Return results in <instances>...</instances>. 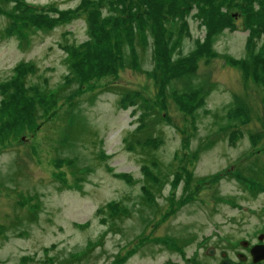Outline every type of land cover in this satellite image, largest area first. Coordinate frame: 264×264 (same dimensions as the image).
Masks as SVG:
<instances>
[{
  "label": "rangeland",
  "instance_id": "rangeland-1",
  "mask_svg": "<svg viewBox=\"0 0 264 264\" xmlns=\"http://www.w3.org/2000/svg\"><path fill=\"white\" fill-rule=\"evenodd\" d=\"M135 1L0 0V264H152L153 228L135 208L147 202L145 163L162 173L175 152L167 178L187 166L201 184L160 234L226 221L231 197L264 204V0H163L147 16L155 33L124 16ZM103 45L123 53L122 70L94 63ZM156 76L168 78L165 92ZM139 131L159 135L146 160L129 139ZM159 189L166 205L171 184ZM249 190L255 198H243Z\"/></svg>",
  "mask_w": 264,
  "mask_h": 264
},
{
  "label": "flooded vegetation",
  "instance_id": "flooded-vegetation-1",
  "mask_svg": "<svg viewBox=\"0 0 264 264\" xmlns=\"http://www.w3.org/2000/svg\"><path fill=\"white\" fill-rule=\"evenodd\" d=\"M234 178L241 183L237 176ZM250 192V197L243 198H255L256 192ZM231 204L232 210L226 221L210 222L203 228L196 227L198 230L186 229L179 236L169 235V232L160 234L161 231L154 228L159 223L165 224L173 213L168 205L152 207L154 211L150 213L153 216L149 211L145 217L137 215L144 228L150 224L148 231L153 228L147 235L149 242H153L150 246L152 264H264V204L244 206L233 197ZM124 251L121 248V254ZM158 259L161 261L154 263Z\"/></svg>",
  "mask_w": 264,
  "mask_h": 264
},
{
  "label": "trees",
  "instance_id": "trees-1",
  "mask_svg": "<svg viewBox=\"0 0 264 264\" xmlns=\"http://www.w3.org/2000/svg\"><path fill=\"white\" fill-rule=\"evenodd\" d=\"M191 1L192 0H190V2ZM162 2H163V0H153V2H152L151 5H149V4H146L145 5L142 2V0H137V1L134 2V4L129 3V6H133L134 7L133 8V12L130 13L129 10L128 11H125L124 12V16L136 18L137 24H139V21L141 20V18H143V17L146 18L147 19V27L146 28H149V30L151 32L155 33V26L153 25V22H152L153 20L152 19L150 20V18H148L147 16H148V14L150 12L155 11L157 9V7L162 4ZM178 2H184V0H178L177 2H175L176 5H178ZM139 3H142L143 4V7H144L143 10H144V12L137 14V11L138 10H139V12H142L141 6H140ZM180 8L181 7L174 6V5H169L168 6L169 11L171 13H173V14H174L175 11H180ZM203 10H204V13H208L209 12V8H207V9L203 8ZM136 14L138 16H135ZM254 14L255 13H251V15H254ZM101 18L104 19L103 21L108 20V17H101ZM89 19H90L91 22H93V20H94L93 17H91ZM210 24H211V27L214 26V23L212 21H210ZM128 28H126V34H131V30H133L132 24H129L128 25ZM114 36H115V41H117L116 34H114ZM83 43H85V42H83ZM168 49H169V45H167V47H165V50L167 52V57L171 59V57H170V55L168 53ZM96 52L97 53H100L101 52V49L98 48L96 50ZM84 53L86 54V51H84ZM112 55L114 56V59H112L110 61L109 65H107V59L108 58H111ZM159 56H161V55H159ZM87 58H88V56H87ZM122 60H123V53H121V52L113 53L112 51H110L109 49H107L106 47H104V45H103V51L100 53V57H95L94 58V63H98L99 62L100 65L102 66V70L103 71L119 72L123 68ZM158 62H159V60L156 57H154V63H155V65ZM167 62L168 61L165 60V62L163 63V68L166 69L167 72H168V75H170V71L167 68V64H168ZM186 62H187V59L186 58H183V59L180 60V62H179L178 65L179 66H184L185 65L184 63H186ZM171 63H172V59H171ZM117 64H119V65H117ZM193 67L194 66H192V68ZM173 74H175V73H173ZM175 75H178V77H181L182 79L185 77V74H184L183 71L178 72ZM175 75H173V76H175ZM156 78L158 79V82H157L158 83V90L161 91V92H165L166 80L168 78L161 77V79H159L157 76H156ZM204 83H205V85L208 84L207 82H204ZM154 87H155V85H154ZM204 92H205V90L202 88V93H204ZM189 98H190V100H192L194 98V95H189V97L187 99H189ZM183 99H184V101H182L183 102V107H182L183 110H185L186 108L191 109L189 106H187V102H186L187 99H185V98H183ZM198 104H199V102H198ZM196 105H197V103L196 104H193L191 107L194 108ZM158 111H160V110H157V109L154 110V112H158ZM245 116H247V115L245 114ZM226 118L228 119V115L227 114H226ZM152 132L149 133L147 135V137H145V135H143V133H141V131H139L138 134L135 135V133H134L132 135V137L129 138L132 141H134V140H137L138 141L139 144L137 146H139V148H137V150L139 152H141L142 154H144V157H143L144 160L147 159V156L149 155V150H150V147H146L147 144L149 142H152V139L154 137H158L159 136L156 133L155 134L154 133L152 134ZM130 145H133L132 142L130 143ZM143 148H145L144 151L141 150ZM151 152L153 153V151H151ZM174 157L177 158V152L174 153ZM175 158H173V162H176V159ZM153 161L154 162L145 163L146 166H148V168L151 170V172L148 173V174H146V175H144V178L147 176V178H146L147 186H146V183H145L144 178H143L142 179V182H141V189H142L143 194H147V195H145V199H146V201L148 203L146 202V205L137 206L135 208L138 211V217H145L146 215H148V213H147L148 211L149 212H151L152 210L154 211V209L152 207H159L158 197L162 195V190L159 189V188H160V185L163 184V183H170L171 184V187H172V193H171V195H165L166 205H168L170 207V209L173 208V207H176L179 203L183 202V199L190 200L192 197H194L196 195V192L199 190V185L200 184L197 183L196 181L193 182V179H191L190 172H189V169H188L187 166L184 167V168L183 167H179V168L178 167H175V168H173V170H172V178H167V170H171V165L173 164V162H167L160 169V171H163V172L162 173H157V171H159V169H158L159 166H155L156 165L155 164L156 161L155 160H153ZM254 164L257 165L258 163L257 162H254ZM241 165L242 166H240L238 168L242 172L244 170V167L243 166H245L246 164H242L241 163ZM152 166L153 167L155 166V168L153 170H152ZM246 166H250V165H246ZM163 176H164V178H162ZM259 179H261V178H259ZM180 181H181V187H182L183 193H182V196L179 199H175L174 198V193H175L177 184ZM191 181L193 183V188L189 187L190 184H191ZM129 182H131V180H129ZM156 190H158L161 194L158 193L157 195H155V191ZM189 190H192L194 192V196L193 195L191 196L190 194H187V191H189ZM218 198H221V197L217 196V199ZM120 206H123V204H121ZM114 207H116V206H114ZM111 208L113 209V206H109L108 210L109 209L111 210ZM110 217H112V215ZM110 224H112V221H110ZM76 259L79 260V258H76Z\"/></svg>",
  "mask_w": 264,
  "mask_h": 264
}]
</instances>
